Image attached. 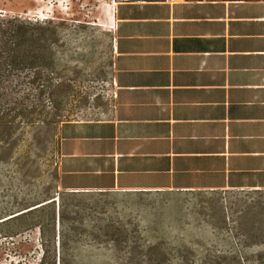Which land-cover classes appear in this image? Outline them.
Returning a JSON list of instances; mask_svg holds the SVG:
<instances>
[{"label": "rangeland", "instance_id": "obj_1", "mask_svg": "<svg viewBox=\"0 0 264 264\" xmlns=\"http://www.w3.org/2000/svg\"><path fill=\"white\" fill-rule=\"evenodd\" d=\"M112 2L0 0L2 14L57 31L55 64L38 81L35 69L13 75L23 85L0 105V264H264V190L63 186L61 125L115 105Z\"/></svg>", "mask_w": 264, "mask_h": 264}, {"label": "crops", "instance_id": "obj_2", "mask_svg": "<svg viewBox=\"0 0 264 264\" xmlns=\"http://www.w3.org/2000/svg\"><path fill=\"white\" fill-rule=\"evenodd\" d=\"M109 5L115 105L61 125L63 186L264 190V0Z\"/></svg>", "mask_w": 264, "mask_h": 264}, {"label": "trees", "instance_id": "obj_3", "mask_svg": "<svg viewBox=\"0 0 264 264\" xmlns=\"http://www.w3.org/2000/svg\"><path fill=\"white\" fill-rule=\"evenodd\" d=\"M45 23L46 21L31 20L19 15L8 16L0 12V105L2 103L8 104L10 101L7 98L9 92L17 90L23 85L22 82H14L12 80L13 75L35 69V81H38L42 78L44 67H52L55 64L54 44L57 31L54 27H46ZM65 91V89L62 90V93ZM57 93L54 89L50 91V95L55 98ZM42 95L40 91L39 101H42ZM48 203L50 201L28 211H34ZM27 212H22L8 219H13Z\"/></svg>", "mask_w": 264, "mask_h": 264}, {"label": "built area", "instance_id": "obj_4", "mask_svg": "<svg viewBox=\"0 0 264 264\" xmlns=\"http://www.w3.org/2000/svg\"><path fill=\"white\" fill-rule=\"evenodd\" d=\"M121 1H128V0H121ZM116 2V0H113V3H115Z\"/></svg>", "mask_w": 264, "mask_h": 264}, {"label": "water", "instance_id": "obj_5", "mask_svg": "<svg viewBox=\"0 0 264 264\" xmlns=\"http://www.w3.org/2000/svg\"><path fill=\"white\" fill-rule=\"evenodd\" d=\"M36 205H39V204H36ZM36 205H35V206H36ZM32 207H33V206H32Z\"/></svg>", "mask_w": 264, "mask_h": 264}, {"label": "bare ground", "instance_id": "obj_6", "mask_svg": "<svg viewBox=\"0 0 264 264\" xmlns=\"http://www.w3.org/2000/svg\"><path fill=\"white\" fill-rule=\"evenodd\" d=\"M112 11V10H111ZM113 17V16H112Z\"/></svg>", "mask_w": 264, "mask_h": 264}]
</instances>
